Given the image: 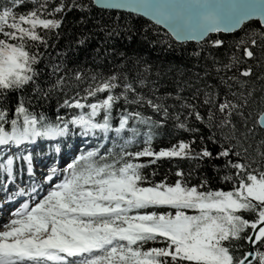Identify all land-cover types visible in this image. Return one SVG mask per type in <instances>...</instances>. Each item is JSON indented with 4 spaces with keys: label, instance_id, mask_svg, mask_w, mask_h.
<instances>
[{
    "label": "snow or ice",
    "instance_id": "snow-or-ice-1",
    "mask_svg": "<svg viewBox=\"0 0 264 264\" xmlns=\"http://www.w3.org/2000/svg\"><path fill=\"white\" fill-rule=\"evenodd\" d=\"M90 2L143 14L157 24H165L177 40H203L209 33L232 32L244 21L259 17L262 30L258 39L239 41L237 49H242V57L233 53L229 63L222 66L225 71L239 70L240 64L255 58L252 48L264 47V0ZM22 3L23 0H12V6L0 9V95L6 90H19L35 83L38 72L34 66L40 62L39 56L28 49L41 45L47 48L45 35L62 26V18L49 17L88 7L78 0L70 3L61 0L59 6L49 12L48 0H43L37 7L18 15L13 9ZM41 31L45 35H41ZM29 41L33 42L32 45L28 44ZM213 43L219 47L223 41ZM221 70V67L216 68L217 72ZM240 75L251 76V67L240 71ZM75 79L83 82V74L77 72ZM90 79L83 96L77 91L75 96L60 105L82 110L70 120L58 117L59 123L45 122L43 115L30 114L20 101L15 113L23 117L22 126L13 119L12 131L8 132L0 123V145H19L38 137L63 136L69 131V125L78 127L84 136L112 140L114 144V148H106L103 155L100 150L105 145L101 143L77 156L63 170L65 178L62 182L55 184L33 207L24 204L13 213L14 218L0 231V264H252V260L264 264V252L236 257L231 251L234 240L244 239L252 245L264 242V170L257 172L251 168L244 159L248 149L240 140L241 136L247 139L254 129L249 128L238 136V129L231 120L233 113L244 115L239 109L247 106V98L243 104H238L225 97L218 105L221 118L217 121L215 112L209 108L205 121L196 105L180 95L182 88L175 94L168 92L163 96L157 95L158 89L153 88L150 95H145L139 89L146 85V78L139 72L134 77L123 72L106 77L93 74ZM227 79L240 82L237 76ZM64 80L60 77L53 87H60ZM99 94L105 95L99 98ZM231 95L237 94L233 92ZM251 95L249 92L248 96ZM205 96L204 104L215 106L212 94L205 93ZM89 98H94L95 102H88ZM170 99L177 103L168 104ZM121 100L125 107L117 111L118 123L114 124L113 109ZM177 104L180 109L188 110V116L183 120ZM147 109L152 115L144 114L142 110ZM191 116L206 123L210 129L220 130L226 146L222 145L215 157L207 148L197 152L192 147L195 140L180 141L158 152L152 149L153 129L163 127L170 119L176 121L175 127L179 129L199 131L188 126L187 119ZM248 118L245 117V125ZM0 121H5L2 110ZM258 124L264 128V112ZM139 137H143L145 147L130 151L129 148L140 142ZM208 139L217 142L215 133ZM260 143L264 145V140ZM258 154L264 159V151L258 149ZM233 156L237 157L236 161L232 160ZM144 157L152 159L142 162ZM162 158L223 159L224 168L236 170L239 183L227 192L202 191V185L190 186L184 173L177 171L180 179L174 184L162 181L144 186L147 177L143 169ZM28 170L31 172V167ZM6 171L11 178V159L7 160ZM57 171L52 168L46 179L51 181ZM225 179L233 177L226 176ZM148 209H172L174 212L142 211ZM185 210H193L196 214L189 215ZM241 212L254 213L256 219L249 221ZM248 229L252 234H246ZM149 241L164 246L145 249L144 245Z\"/></svg>",
    "mask_w": 264,
    "mask_h": 264
},
{
    "label": "trees",
    "instance_id": "trees-1",
    "mask_svg": "<svg viewBox=\"0 0 264 264\" xmlns=\"http://www.w3.org/2000/svg\"><path fill=\"white\" fill-rule=\"evenodd\" d=\"M43 0H23V3L17 5L13 10L19 14H25L38 6ZM61 0H48V11L59 6ZM71 2V0H65ZM79 3L88 5L84 9H73L65 13H55L49 18H62V26L58 30L48 32L45 35L48 47H29V51L39 56V63L34 67L38 75L34 77L35 83H29L19 90H6L0 95V110L5 112V121H0L6 131H12L11 121L17 120L19 126H22L23 117L17 116L15 108L20 101H23L28 112L39 117L43 115L45 122L53 124L58 123V117L63 116L64 108L60 107L67 98L75 96L79 91L83 96L84 89L91 82L93 74L110 76L112 74L127 73L130 76H141L146 78V85L139 90L145 95H150L153 88L158 89L157 95H165L168 92H175L182 88L180 95L188 103L196 105L197 111L208 118V110L212 108L218 121L222 114L218 111L219 103L223 102L225 97L235 103L243 104L245 98L248 100L247 106L239 109L244 115L233 113L231 120L238 129L237 135L244 133L249 128L253 132L249 133L247 139L240 137L241 143L248 149L244 153V159L250 164L251 168L257 172L264 170V159L258 154V149L264 151V132L257 126L256 120L259 114L264 110V47H254L255 58L246 60V63L239 65V70L233 68L230 71L223 70L222 66L229 63V58L233 53L242 57V49H237V43L241 40L249 41L250 38H257L262 28L255 21L243 24L241 28L231 34H215L208 36L203 42L195 43H177L172 40L163 30L150 22L126 13L103 11L92 6L89 0H78ZM215 40L223 41L219 47L214 46ZM29 41L28 44L32 45ZM42 54V55H41ZM246 59V58H245ZM221 67L217 72L216 68ZM251 67L252 75L243 77L240 71ZM147 69V71H145ZM83 74V82L75 79V74ZM230 76H237L240 82L228 80ZM60 77L65 80L60 87L54 88ZM223 78V79H222ZM226 81V82H225ZM245 82V83H241ZM231 85V88H229ZM119 91V90H118ZM236 93L232 96L231 93ZM252 95L249 97L248 93ZM205 93H211L216 104L206 105L204 100ZM243 93V96L240 94ZM105 95V94H104ZM182 102V101H181ZM168 104L177 103L168 100ZM125 107L123 101H119L113 109V115L116 117L113 123H118L117 111ZM135 108V106H130ZM177 110L182 113L181 120L188 116V110L180 109L177 104ZM145 115H152L150 109L142 110ZM251 113V116L249 114ZM245 117H249L245 125ZM175 120H168L163 127L153 129L155 135L151 147L158 152L161 149H169L180 141L195 140L192 147L199 152L207 148L215 157L222 148L226 146L220 130L209 128L206 123L196 121L194 116L188 117L189 127L199 129V131L189 132L175 127ZM142 131L146 129L142 128ZM227 131V130H225ZM215 133L217 142L213 143L208 137ZM114 134H110L112 136ZM203 138V140H201ZM43 138H36L32 142H23L27 146L37 143ZM139 143L134 144L130 151H139L145 147L143 137L138 138ZM100 143L105 140L99 139ZM110 147L114 148L112 140ZM117 144L122 141H116ZM251 145V147H248ZM37 154H45V149ZM119 151V148H115ZM4 151V150H2ZM30 154L15 157V166H24ZM151 157L141 158L142 162L151 160ZM7 158H0V172H5L7 167ZM233 161L237 157H232ZM243 162V160L241 161ZM27 164V163H26ZM223 159L204 158L203 160L181 159V158H162L156 163L143 169V174L147 177L144 186L150 183L165 182L174 184L177 179V171L184 173L186 182L190 186H200V190L207 191H231L234 185H238L239 180L236 177V170L224 168ZM226 176H232L233 179L226 180ZM167 211L172 209H148L144 211ZM244 218L249 221L256 219L254 213L241 212ZM250 229L247 230L248 234ZM232 253L236 257H242L246 252V242L244 239L232 241ZM163 244L149 241L144 245L145 249L152 247H162ZM257 252H264V242H258ZM252 264H257L254 261Z\"/></svg>",
    "mask_w": 264,
    "mask_h": 264
},
{
    "label": "rangeland",
    "instance_id": "rangeland-1",
    "mask_svg": "<svg viewBox=\"0 0 264 264\" xmlns=\"http://www.w3.org/2000/svg\"><path fill=\"white\" fill-rule=\"evenodd\" d=\"M5 6H12V0H0V9ZM103 96L104 94H99V98H103ZM88 102H95L94 98H89ZM64 109V114L61 117L65 120H70L73 115H77L82 111L78 109ZM99 139L98 137L84 136L78 127L69 125V131L65 135L54 138H43L30 146L11 143L9 145H0V158L12 160L11 178H9L6 171L7 167L5 168V172H0V231L4 230V225L14 218L13 213L20 209L22 205L28 204L29 208L33 207L35 203L53 189L55 184L62 182L65 178L63 170L67 164L71 163L82 153L97 148L101 144ZM103 144L105 148L100 150L102 155L105 154L106 148H111V142L104 141ZM38 147L41 149L44 147L43 149L46 151L44 155L37 154V152L40 153L39 151H41L37 149ZM25 153L31 155L26 160L28 165L23 167L16 164L15 166V157L23 156ZM29 167H31V172L28 170ZM52 168H56L58 171L57 175L49 181L46 177L50 175ZM4 185H7V187H3ZM185 211L189 215L196 214L193 210ZM171 212H174V210H171ZM48 264H52V262H48Z\"/></svg>",
    "mask_w": 264,
    "mask_h": 264
},
{
    "label": "water",
    "instance_id": "water-1",
    "mask_svg": "<svg viewBox=\"0 0 264 264\" xmlns=\"http://www.w3.org/2000/svg\"><path fill=\"white\" fill-rule=\"evenodd\" d=\"M89 1H90V0H89ZM90 3H91V2H90ZM91 4H92L93 7H95L96 9H99V10H103V11H113V12H121V13L131 14V15H134V16H137V17H140V18H142V19H144V20L150 22L151 24L157 26V27L160 28L161 30H163V31H164V32H165V33H166V34H167L172 40H174V41L177 42V43H195V44H198V43L203 42L208 36H211V35H215V34L231 35V34L237 32V31L241 28V26H242L243 24H246V23L251 22V21H255V22H257V23L259 24V26L261 27V21L259 20V17H253V18H251V19H249V20L244 21V23H243L239 28L235 29V30L232 31V32H216V33H209L206 37H204L203 40H177V39L175 38V36L173 35V33L171 32V30H170L165 24H157L155 21H153L152 19H150V18L147 17V16H144L143 14L136 13V12H132V11H130V10H128V9L105 8V7H103V6H101V5H98V4H94V3H91ZM261 28H262V27H261ZM262 112H264V110H263ZM262 112H261V113H262ZM261 113L259 114V116H258V118H257V120H256V123H257L258 128L264 132V128H261V127L259 126V124H258V120H259V117H260ZM248 234H249V235L252 234V230H251V229H250V231H249ZM245 242H246V247H247V250H246L245 253H251V254L254 256V255L256 254V245H257L258 242H257L255 245H252L250 242H248V241H246V240H245ZM251 258H252V256L249 257V259H251ZM254 261H255V260H252V263H253Z\"/></svg>",
    "mask_w": 264,
    "mask_h": 264
},
{
    "label": "bare ground",
    "instance_id": "bare-ground-1",
    "mask_svg": "<svg viewBox=\"0 0 264 264\" xmlns=\"http://www.w3.org/2000/svg\"><path fill=\"white\" fill-rule=\"evenodd\" d=\"M28 165V163L27 164H25V166H27ZM24 167V166H23ZM70 259H73V260H75L76 258H70ZM79 259V258H78Z\"/></svg>",
    "mask_w": 264,
    "mask_h": 264
},
{
    "label": "built area",
    "instance_id": "built-area-1",
    "mask_svg": "<svg viewBox=\"0 0 264 264\" xmlns=\"http://www.w3.org/2000/svg\"><path fill=\"white\" fill-rule=\"evenodd\" d=\"M256 263L258 264V260H256Z\"/></svg>",
    "mask_w": 264,
    "mask_h": 264
}]
</instances>
